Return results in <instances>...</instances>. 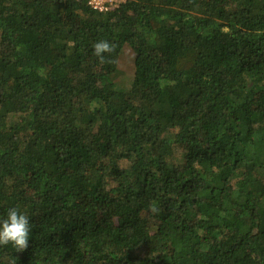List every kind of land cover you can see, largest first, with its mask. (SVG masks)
Masks as SVG:
<instances>
[{"label": "trees", "instance_id": "1", "mask_svg": "<svg viewBox=\"0 0 264 264\" xmlns=\"http://www.w3.org/2000/svg\"><path fill=\"white\" fill-rule=\"evenodd\" d=\"M119 1L0 0V264H264V0Z\"/></svg>", "mask_w": 264, "mask_h": 264}, {"label": "clouds", "instance_id": "2", "mask_svg": "<svg viewBox=\"0 0 264 264\" xmlns=\"http://www.w3.org/2000/svg\"><path fill=\"white\" fill-rule=\"evenodd\" d=\"M114 47L109 41L101 40L93 45V55L103 62L106 58L105 54H111ZM29 233L28 216L17 209H10L7 217L0 221V247L11 245L16 252H23L29 246Z\"/></svg>", "mask_w": 264, "mask_h": 264}, {"label": "built area", "instance_id": "3", "mask_svg": "<svg viewBox=\"0 0 264 264\" xmlns=\"http://www.w3.org/2000/svg\"><path fill=\"white\" fill-rule=\"evenodd\" d=\"M87 5L92 8L93 11L103 14L108 13L116 9L118 0H86Z\"/></svg>", "mask_w": 264, "mask_h": 264}, {"label": "rangeland", "instance_id": "4", "mask_svg": "<svg viewBox=\"0 0 264 264\" xmlns=\"http://www.w3.org/2000/svg\"><path fill=\"white\" fill-rule=\"evenodd\" d=\"M122 4V2H120L119 0H118V2H117V4H116V9L119 7V5H121ZM122 71V70H121ZM124 71L125 72H128V71H126L125 69H124ZM125 72H123L122 71V75H121V77H122V79H123V81L124 82H127V74L125 73ZM131 72H132V70H131ZM128 79H129V77H128ZM120 80H121V78H120Z\"/></svg>", "mask_w": 264, "mask_h": 264}]
</instances>
